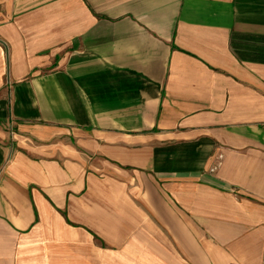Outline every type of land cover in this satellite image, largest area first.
I'll list each match as a JSON object with an SVG mask.
<instances>
[{"label": "crops", "instance_id": "crops-1", "mask_svg": "<svg viewBox=\"0 0 264 264\" xmlns=\"http://www.w3.org/2000/svg\"><path fill=\"white\" fill-rule=\"evenodd\" d=\"M0 264H264V0H0Z\"/></svg>", "mask_w": 264, "mask_h": 264}, {"label": "rangeland", "instance_id": "rangeland-1", "mask_svg": "<svg viewBox=\"0 0 264 264\" xmlns=\"http://www.w3.org/2000/svg\"><path fill=\"white\" fill-rule=\"evenodd\" d=\"M50 49H51V48H50ZM47 55H48V56L50 55V57L53 58V56H54V55H53V50L51 51V53L49 52ZM53 61H54L53 59H52V61H50L51 64H55V63H53Z\"/></svg>", "mask_w": 264, "mask_h": 264}]
</instances>
